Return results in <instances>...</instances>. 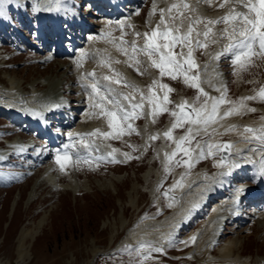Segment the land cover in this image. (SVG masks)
Masks as SVG:
<instances>
[{
    "label": "rangeland",
    "instance_id": "rangeland-1",
    "mask_svg": "<svg viewBox=\"0 0 264 264\" xmlns=\"http://www.w3.org/2000/svg\"><path fill=\"white\" fill-rule=\"evenodd\" d=\"M153 1L148 0L143 12L140 10L139 14L136 13V18L129 15L110 19L103 14L105 10L99 6H94V9L89 14L87 13L88 15L86 14V16H90L88 22L91 25L85 24L89 28L94 27L92 32L90 29L89 33L91 32L95 36L99 35L101 31L107 32L105 39L100 42L102 47L104 46L103 50L100 48L101 57L98 52L94 55V57L98 56L96 61L99 62L96 64V69L92 70V72H96L94 76H97L98 79L95 82L100 83L98 86L100 92L106 96L108 87H111L117 93L128 95L132 103H142V106L135 110L138 118L122 122L117 117L114 127L109 129L108 118L101 115V110H97L99 108L95 110L96 107H93L94 113L90 112L89 118L96 119L97 123L94 124L99 127L100 132H108L111 135L108 138L100 135L85 136V146L87 145L91 150L90 155L74 156L70 154L67 159L61 160L63 168L52 153L43 158L40 162L42 167L38 169L35 165L33 166V160L30 158L22 161L20 159L18 166L15 165L14 168H7L6 165L0 164V264H148L150 262L203 264L204 262L201 260L208 257L216 259L221 255L219 251L224 253L223 256L232 260L231 253L227 252L230 245L226 243L233 239L236 243L243 242L242 255H238L235 251V260H240L242 264H254L256 261L258 264H264V212L262 207L258 209V214L251 223L240 226L244 229L243 233L240 230L236 233L237 231L230 227L232 232L227 233L224 242L218 248L215 246L216 248H213L211 253L207 251L205 253V250H208L207 246L213 244V238L209 236L210 233H207L208 240L206 239L205 244L200 238L202 235L200 232L215 211L207 219L208 209L204 210L203 215L200 214L192 227L184 235L178 236L180 239L178 242L169 243V248H166L168 246L166 241L169 238L165 239L170 233L171 235L176 234L179 226L177 224L168 230V227L171 226V223H168L169 220L171 219L175 225L174 221L177 219L178 223H186L187 215L194 216L197 213L196 204L201 202L205 192H211L209 188H213L212 184L217 181V176L224 171L232 175L233 165L239 166L242 163L238 161L240 155L255 152L257 157L258 152L261 150V153L264 152V140H252L253 138L249 137L255 138L261 135V130H264V99L258 95L260 89L264 88V58L254 55L246 61H242L245 66L241 67L239 63L236 65L232 63L236 50L225 51L229 44L235 43V40L231 39L232 26L235 24L239 27L241 21L237 19L225 23L222 18L233 11L247 13L248 9L243 4L237 3V0H158L161 6L169 3L177 5L176 8L171 5L163 9L167 24L174 25L178 22L179 26L177 27L180 29V33H186L189 24L192 25L190 47L196 67L187 74L189 76L199 74L198 87L193 88L190 86L191 82L188 84L184 82V75L181 73L176 74V79L167 75L160 76L159 68L152 66L146 53L133 52L132 50L133 41L138 48H143L144 34H149L150 38L151 32L157 30V26L160 24V7L154 4L150 11ZM11 2L19 5L20 13L23 12L25 16L30 12V15L34 16L37 12L35 1L30 4V8L25 7L21 0H11ZM219 2L221 4H218ZM243 2L247 3L248 0H243ZM181 4H187L188 7L182 6L178 9ZM70 5L71 2L68 8ZM90 6L86 5V8ZM29 9L30 12L27 11ZM153 10L156 11L153 12ZM149 11L150 15L152 14L150 17ZM169 15L172 17L170 18ZM250 15L254 16V14ZM122 18H129L134 30L140 35H135L133 30L130 32L131 24L122 26L124 25ZM196 20L201 22L195 23ZM8 21L10 22L9 18ZM208 21L221 22L208 24ZM206 25L211 28V33L207 38L203 35ZM3 28L0 21V29ZM119 29L126 32L123 33L121 30L115 32ZM25 32L28 34V31ZM113 32L115 33L112 34ZM197 33L200 35L197 36ZM108 36L112 42H106ZM235 39L239 40L241 37L237 35ZM197 40L202 46H196ZM31 41H34L31 35L30 37L24 36V43L37 51V44L33 45ZM156 42L163 44L165 41L157 40ZM63 44L72 51V54L77 51L78 47L83 48L86 45L81 44L72 49L66 40ZM89 50L96 52L98 48L95 49L92 45ZM19 51L21 49L17 46L5 51L0 49V79L5 78L10 83V87H5L3 96L11 97L10 101L15 92L11 91L12 94H8L7 89L18 87L17 85L28 88L34 80H45L46 78L59 80L61 77V71L56 72L50 65L24 64L25 60H21V58L29 59L32 57V52L27 51L22 56L15 58L16 54L11 56ZM56 51V56L62 55L56 54ZM181 51L185 55L178 58L183 62L187 58L189 46L177 44L172 48L174 56ZM256 51H258V45ZM26 53L30 56L27 57ZM218 53L220 56L219 59H216ZM36 55L39 56V54ZM76 55L77 52L71 58ZM153 59L158 60V57L153 56ZM116 60L117 62L114 63ZM111 64L115 67L118 66V73L115 70L112 71ZM100 66L104 68H100ZM185 69H187L186 64ZM100 74L103 77L109 76L112 80L118 78H113V75L119 74L120 79L129 85H134L138 91L134 92L124 83L117 84L104 80ZM70 78L73 79L72 73H70ZM70 78H67L65 82L72 83V85L66 88L72 87L74 91L77 86L76 81H70ZM153 80L157 81V85L153 87L151 95H154L156 100L150 105L147 99L150 95L148 87L152 85ZM14 82H18V84L15 85ZM160 84L167 85L171 89V91H167V101L163 100L166 90L160 89ZM52 85L54 87V84ZM212 85L220 86L224 91L212 96L215 88ZM0 87L3 88L2 83H0ZM61 87L59 88L60 92L57 86V90L55 89L52 93L62 96L63 88ZM34 88V91L41 93L46 90L44 86ZM200 90L208 98L216 100H219L223 95L225 102L218 105L217 119L210 122L208 127L206 126V131L204 130L205 126L192 125L189 121L184 120L182 121L183 127L178 126L172 129L171 139L166 138L163 133L172 127L182 112L195 118L193 109L201 108L206 98L200 94ZM74 94L78 96V92ZM141 94L146 97L143 102H141ZM253 96L256 98L244 99ZM99 102L98 96L95 103ZM121 103L125 107L129 106V101L121 100ZM157 103L160 105L159 108H156ZM211 103L212 100L209 99L208 110L211 108ZM94 104H90L89 107ZM181 104H184L183 109L179 107ZM102 105L106 110L111 109V105L106 102ZM89 107L87 106V108ZM229 109H235L234 114L223 117V113ZM172 112H176L177 116L171 115ZM242 122L247 126L243 128ZM213 123H223V125L216 124V126ZM15 125L16 123L9 119L0 118V128L5 126L4 130L0 129V134L9 132ZM128 125H131L132 131L128 130ZM190 127L193 129L192 136L195 138L192 139L190 136L191 143H185L182 147L196 149V151H191L189 156H185L182 151L176 150L175 145L182 136L188 135ZM229 128L231 130L226 131ZM245 128L255 131L245 132ZM120 129H123L122 135L119 134ZM23 130L27 129L23 128ZM18 133V131L15 132L12 137L7 139L0 138V141L2 143L20 141ZM117 136L118 138H113ZM152 136H155L156 139H151ZM228 139H231L232 146L237 149L236 152L238 150L239 152L235 154L236 157L234 154L230 155L231 162L227 160L223 166H220L222 147L219 150L213 149L212 155H208L207 144L223 146L224 141ZM62 140L63 144L68 142L66 138ZM29 141L26 139L24 143ZM197 142L204 146L202 157L198 155L200 150L197 149ZM91 143L95 144V148ZM58 144L59 149L63 144ZM258 145L259 147H257ZM239 146H243L246 150L242 147L237 148ZM36 151L34 150L32 153ZM173 151H177L176 157H173L171 161L167 160L166 155L171 156ZM253 157L251 156V159ZM73 159L79 161L78 165L73 162ZM184 161L189 163L185 164ZM251 165L249 167L252 168ZM257 171L261 172V169L258 168ZM258 172H253L250 176L243 174L239 177L243 176L259 185L262 178ZM176 176L178 179L173 185L172 181ZM195 176L198 178H194L193 181L192 178ZM40 178L41 180H39ZM167 178L169 179L167 180ZM189 179L192 180V183ZM161 180L165 182L163 186L159 184ZM169 184L173 186L170 187ZM246 185L239 183L235 187L240 188ZM232 191L234 190L230 192ZM173 192L180 194L175 196ZM234 193L237 192H233L231 195L228 193L225 197L231 200ZM224 200L216 201V205H218L216 207H219ZM203 201L205 202V200ZM246 214L247 212L244 215ZM203 216L205 218H202ZM141 226L143 227L142 232H137L139 235L137 238L134 237L135 229ZM20 233L24 237L23 245H20L18 241ZM172 236L173 239L177 238V236ZM183 242L188 243L190 247L185 251H180L178 248ZM175 243H178L179 246ZM198 243L199 245H197ZM157 248L161 251H155Z\"/></svg>",
    "mask_w": 264,
    "mask_h": 264
},
{
    "label": "bare ground",
    "instance_id": "bare-ground-1",
    "mask_svg": "<svg viewBox=\"0 0 264 264\" xmlns=\"http://www.w3.org/2000/svg\"><path fill=\"white\" fill-rule=\"evenodd\" d=\"M21 1L24 3V5H26L27 7H30V4L33 1H35L36 3L42 4V2H44L46 0H21ZM123 1H124V6L123 7L120 6V4H121L120 1H116L114 3L116 5L115 8L112 7V6L107 7V10L109 11L107 13V16H113L114 17V16L120 15L122 13H126L127 14L128 11H124V10L126 8H128L129 11H130L131 9H134V7L132 5H136V6H139L138 7L139 9L138 8L135 9L134 12H133V14H132V17H135L136 18V13L139 14L140 10H142V12H143V9L146 6V3H147L148 0H123ZM142 1H144V2H142ZM79 2H80V4H84L86 2L87 3L88 2H91L95 6H97V5H99L101 3L99 0H82V1H79ZM154 4L155 5H158L160 7V10H163L165 7L167 8L168 6H171L172 5V4L170 5V3H169L167 5L164 4L163 6H161V4L159 3L158 0H157V2H155V0H154L152 2V7H151L150 11L153 9ZM218 4H221V2H219ZM182 6H183V4H181L178 9H180ZM90 11H92V8H91ZM90 11L86 12V14L89 13ZM150 11H149V17L152 15V14L150 15ZM154 11H156V10H153V12ZM159 11H157V12H159ZM86 14H85V12L81 13V15H80L81 16L80 17V22H74L73 21L72 24L71 23L68 24L65 27V29H67L68 31H64L63 33H60V31L58 30V27L54 25L53 21H50L48 19L47 20L45 19L46 20V24L43 25V27H42V31H43V35L44 36L48 33L49 35L54 34L55 36L56 35L58 37L60 36L61 39H62L64 37L65 38L66 37L68 38L69 37L68 36V33H73L74 34L73 44L80 45V44H83L84 43V42H80V41H82V40L85 41L86 39L88 41H87L85 47H83V48H80L79 47L77 49V53L78 54L75 57H72V58H65L66 55H63L64 52H63V48H62L61 44L58 45V47L56 48L57 51L56 50L55 51H56V54H62V55H57L56 56L55 55V51H54L53 54L51 56H48L47 58L42 59L40 57H37L36 59L39 60V63L40 64H42L44 66L50 65V67L54 68L56 72H60L61 71V73H60V75H61L60 79L59 80H51L50 78H46L45 80L44 79L34 80L33 82L30 83V86L28 88H26V87L25 88L24 87H19V85H17L19 81L18 82H14V84L17 85L18 87H13V88L7 89L8 94H12L11 91L13 93L15 92L14 94H12V100L11 101H10L11 97L9 98V96H5V97L3 96L5 94L4 93L5 87H7V88L10 87L9 86L10 83H9L8 80H5V78L3 80L0 79V83L3 84V88H2L3 90L0 87V99L2 97H4V99L0 100V104L6 105L5 108L2 107V106L0 107L1 108L0 109V113L3 114L4 117L11 118L16 123H18V121L15 120L16 117L22 118V120H24L25 118L22 115H20V114L17 113L15 107H23L28 102L37 103V105L40 104L41 103V98L48 97V96L51 97L52 92L55 89L57 90V86H58V91L60 92L59 88L61 86L64 85L63 87H67L68 85H70V83H67L65 81H67V78H70V73H72L73 79L70 78V81H74L75 80L76 81L75 84L77 86H75L76 87V90H74V91H73L72 88H70L71 90H70V92L68 94L70 100L65 102V105L62 106V109L60 108V109L54 110V113L47 112V115L46 116L53 117V115H56V116L53 117L52 125L57 124L59 126V125H63L64 124L65 125V128L73 125V127L71 128V132L70 133L72 135H76V136L79 134L80 135V138L83 135H86L88 133L94 132V130H97V129L99 130V127L94 124V123H97L96 119H92V118L90 119L89 118L90 112H93V109H94L93 106L92 107H89V106H90V104H94L95 101L97 102V98H98L97 95H94L92 93V88L90 86L94 81H96L97 76L89 75V74H95L96 73V72L95 73L92 72V70L93 69H96V64H98L99 62L96 61V58L98 56L97 57H94V55L97 54V52H98V55H100V57H101L102 53H101V49L100 48H102V50H103L104 46L102 47V45L100 44V42L105 39V36L107 35V32L106 31H101L100 34H99L100 36L99 35L93 36L92 35L93 33L91 34V32L94 29V27L89 28L85 24V23H87L88 25H91V23H88L86 21V19H87L86 17H90V16H86ZM169 17L171 18L172 15H169ZM122 19H124L123 22L121 21L122 24H124L122 26H125V25L128 26L130 24L132 25V23H131V21H130L129 18H122ZM0 20L3 23L5 21V19L2 17L1 14H0ZM31 24H33V22H24L23 27L31 26ZM92 26H93V24H92ZM174 26H176V27L179 26V23L176 22L174 24ZM106 28H107V26H106ZM80 29H82V30H80ZM90 29H91V32L89 33ZM129 29H130V32L133 30L135 32V34H136V31L134 30L133 25H132V27H129ZM120 30L121 29L116 30L115 32L120 31ZM121 31L123 32V30H121ZM115 32H113L112 34H114ZM125 32L126 31H124L123 33H125ZM39 36L41 37V35H39ZM133 36H135V35H133ZM106 40H107L106 41L107 43H108V41H111L112 42V40L109 39V36H108V39H106ZM5 41H6L5 38H1L0 37V49H2V51H5V50L9 49L12 46V42H7L6 43ZM111 42H109V43L111 44ZM42 44H43L44 51H48L50 49L51 41L50 40L49 41L48 40H45V41H43ZM92 45L95 47V49L98 48L99 51L98 50L96 52H94L93 50L90 51L89 49L91 48ZM87 46H88V48H87ZM27 51L28 52H31L29 49L26 48L24 51H22L20 53H17L14 56V58L15 57L22 56ZM65 54H68V52H65ZM26 56L28 57V56H30V54L26 53ZM31 56H38V55H36L35 53L32 52L31 53ZM32 62H35V61L31 60L28 63H32ZM115 62H117V60L114 61V63ZM36 63H38V61ZM112 65L113 64H111L112 71L115 70L118 73V70H117L118 66L115 67V66H112ZM100 68H104V67L103 66L102 67L100 66ZM100 75L102 76V74H100ZM111 76H112V74H111ZM112 77L116 79L117 75L116 76L113 75ZM11 84H13V83L11 82ZM52 84H54V87H53ZM97 85L99 86L100 83H98ZM36 86H39V87H43L44 86L45 87L46 90L44 92L43 97L41 96V93H39L38 91H34V89H35L34 87H36ZM212 86L215 87L213 89L212 94H211L212 96L213 95H216V93H222L224 91V89H222L220 86H216V85H212ZM213 87H211V88H213ZM116 88L118 89V87H116ZM76 92H78V96L74 94ZM56 93H57V91H56ZM78 97H79V99H78ZM83 105L86 108H83ZM87 106L89 108H87ZM101 107L104 108V105H102ZM96 109L97 108H95V110ZM97 110H101V109L99 108ZM59 111H62V112H59ZM80 111H82V113H79ZM14 116H15V118H13ZM76 118H78V119H76ZM77 122H79V123H77ZM243 122L241 123V125L244 128L247 125H245L246 123L244 124ZM42 123L43 122H40V121L39 122L34 121L33 123H30V125L31 126H34V127H39V131L41 133H44V132H42V129H45L46 130V128H44L42 126ZM213 124L216 125V124H220V123H213ZM210 125H212V124H210ZM220 125H223V123H221ZM236 125L238 126V123ZM17 127H14L6 136H9L13 132H15L18 129ZM93 128H96V129H93ZM89 130H91V131H89ZM226 131H228V129ZM234 133H235V131H234ZM24 134H26V135H24ZM34 134H35V129H33L32 127H30L25 132H21V136L22 137L34 136ZM249 137L251 139L253 138L252 140H259V139H256L254 137H251V136H249ZM36 140H37V142L41 143L44 140V138L39 137ZM224 142L225 143H230L232 145L231 139L225 140ZM77 143L79 144L81 142H74V147L75 148H76V146L78 147V144ZM0 144H2V143L0 142ZM91 145L95 148V144H92L91 143ZM241 147L243 149H245L243 146H239L237 148H241ZM257 147H259V145ZM79 148L80 149H78V150H80V153H79L80 156H83L85 153H87L86 151H88L84 147L81 148V146H79ZM231 149H232L231 154H234V155L236 153L238 154L239 150L236 152L237 149H235L234 146H231ZM12 150L9 152V155L10 156L12 155V156L16 157V154L14 152H12ZM241 150L242 149H240V151ZM256 150H258V148H256ZM254 151H255V148H254ZM261 151L257 153V156L261 153ZM63 152H66V151H63ZM242 152H243V150H242ZM262 155H264V152H263V154L260 155V158H256V160L259 159V161H260ZM55 156H56L55 158H57L58 155H55ZM230 158H231V156H230ZM229 160L231 161V159H229ZM78 162L79 161L76 160L75 161V164L78 165ZM223 163H224L223 160L222 161H219V165H222ZM250 164H252V162ZM249 165H247L246 168H248ZM261 165H263V164H261ZM35 167H36V169L41 168L42 167V164L41 163H37V164H35ZM249 168H251V167H249ZM236 170H237V168L236 167H233L232 172L234 173V175L235 174H238L239 173L238 171L240 169L237 170V171ZM246 176H250V174L249 175H246ZM257 176H258V174H257ZM196 177L198 178V176H195V177L192 178V180L194 181V178L197 179ZM263 178H264V175H263ZM168 179L169 178H167V180ZM177 179H178V177L176 176L175 179L172 181V184L173 185L177 182ZM241 179L242 180H246V179L249 180L248 178H244L243 176H242ZM259 179H261V178H259ZM39 180H41V178ZM189 180H191V179H189ZM192 180H191V183H192ZM164 183L165 182L162 181V180L159 181V184L161 186H163ZM212 185H213V188H211V189L209 188L211 190V195H210L211 197L209 196V198H208V196H207V198H208V199L206 198L207 200L205 198L203 199V200H205V202L202 200L199 204L197 203L196 209L198 208L199 213H198L197 217H191V220H190V223H189L188 227H183V228L180 227V229H181V231H180L181 235H184L188 231V229H190L192 227V224L199 218L200 214L203 215L202 213H204V210L208 209V213L206 214L207 215V219H209L210 216L215 211V213L213 214V216L209 220V221H211L213 219L214 215L216 214V211L219 212L222 208H226V206L228 204V199H227V197H225V195H228V193L231 195V193L237 192V193L232 194L233 195L232 196V199H234L236 196H239L241 198V200L243 199L242 206H241L243 208V211L249 212L248 210L250 208H259L260 209L261 207H263V202H262V201H264V182H263V179H261L259 185H257L261 189V191L260 192L259 191H253V192H251V194H249V195H251L253 197V199H249L250 196H246L247 194H245L244 192H241V190H239V189H235L234 191L230 192L232 190L231 188H232L233 184L227 183V181H221V180L219 182L218 181H215V184H212ZM169 186L172 187L170 184H169ZM229 189H230V191H229ZM202 191L203 190H201L200 192H202ZM174 192H173V194H175V196H178L180 194V193L176 194L178 192V190H177L176 193H174ZM206 194H208V193H206ZM221 200H224V201L221 202V205L219 207H216V206H218V205H216V201L219 202ZM213 204H215V205L212 206ZM255 210L258 212L257 209H255ZM260 216L262 217L263 215H260ZM204 217L205 216H203L202 218H204ZM255 218L256 217H254V214L253 215L252 214H249L248 216H246V219L247 220L245 222H243V223L242 222H239L240 217L239 218H234V219L230 220L228 222V227L225 230V233H226L225 234V237H226L227 233H231L232 232V230H231L230 227H233L234 228V231H237L236 233L239 232L238 230H240L241 233H243L244 229H242L241 227L244 226V225H246V224H248V223H251L253 221V219H255ZM171 221L172 220L170 219L169 222H168V223H171V226L168 227V230H170L172 227L176 226V225H173V223ZM209 221H208V223L206 222L207 224L204 226V228H202V231L200 232V233H202V235H200V238H201V240L204 243L206 242V239L208 240L207 233H210L211 222H209ZM263 224H264V222H263ZM239 227H240V229H239ZM142 229H143L142 226L139 227V228H137V229H135V232L136 233L134 234V237L136 236V238H137V236L139 235V234H137V232H140V231L142 232ZM146 235H150V234H146ZM195 237H197V236H195ZM225 237H224V235H221V236H218V237L217 236L213 237V240H212L213 241V244L207 246L208 250L206 249L205 250V253H206V251L208 253H211L212 250H213V248H216V247L218 248V246H220L221 243L224 242ZM168 238H169V240H167ZM173 238L174 237L171 234H169V235H167V237L165 239L167 240L166 242H168V243H170V242H178L180 240L178 237L176 239H173ZM150 239H152V238H150ZM165 239H163V240H165ZM23 240H24V237H22L21 236V233H20L19 234V238H18V241H19L20 245H23ZM181 244L182 245H180V247L178 248V250H180V251H185V250L189 249V247H190L188 243L185 244L183 242ZM226 244L230 245V247L228 248V251L227 252L228 253H231V255H232L231 258L233 257L232 260H229V257H227V256H223L224 253H222V251H219V252H221V255H219L216 259H212V258H209L208 257L205 260H201V262H204L203 264H242L240 260H238V259L235 260L234 259L235 258L234 257V253L236 251V253L238 255H240V256L242 255V251L243 250H242L241 246L243 245V242L240 241L239 243H236V241L233 239V240L227 241ZM197 245H199V243ZM225 248H227V247L225 246ZM227 252H226V254H228ZM254 264H258V261H256Z\"/></svg>",
    "mask_w": 264,
    "mask_h": 264
},
{
    "label": "snow or ice",
    "instance_id": "snow-or-ice-1",
    "mask_svg": "<svg viewBox=\"0 0 264 264\" xmlns=\"http://www.w3.org/2000/svg\"><path fill=\"white\" fill-rule=\"evenodd\" d=\"M0 3H2V0H0ZM237 3L243 4L245 8L248 9V12H232L229 13V15L225 16L222 18L223 22L227 23L229 20H237L239 19L241 21L240 26L238 27L237 25L232 26V32H231V39L235 40V43L229 44L225 51L230 50V49H235L236 51L234 52V59L232 60V63L234 65L236 64H241V67H244L245 64L242 63V61H246L248 58L254 56V55H260L262 58H264V0H248L247 3H244L243 0H237ZM173 8H176L177 5H172ZM184 8H187L188 5L184 4ZM170 11V10H169ZM161 20L160 24L157 26V30H153L151 32V37L149 38V34L145 33L144 38H145V44L143 48H138L133 41L132 43V50L133 52H144L147 54L149 61L151 62L153 67L159 68L160 76H169L172 79H176V74L181 73L184 75V82L188 84L191 82L190 86L193 88H197V81L199 79V74L197 73L196 75L189 76L187 73L191 71L195 66L194 61L192 59V51H191V41L190 37L193 32V28L191 23L188 26L187 32L186 33H180V29L174 25H169L165 22L164 19V10H161ZM254 14V16L250 15ZM175 19V18H173ZM201 21L196 20L195 23H200ZM221 21H208V24H215V23H220ZM163 26L162 28L160 26ZM226 31V30H225ZM171 33V34H170ZM211 33V28H208L206 25V30L203 32L204 37H208ZM135 35H140L139 33H136ZM200 33H197V36H199ZM239 35L241 39L236 40V36ZM157 40H163L165 41L163 44L157 43ZM177 44H181L183 46H189V51L187 53V58L181 62V59L178 57H183L185 54L183 51L180 53H177L175 56L172 53V48L175 47ZM258 45V51H256V46ZM196 46L200 47L202 46L199 42V40L196 41ZM167 49V51H164ZM153 56H157V59H153ZM220 54L218 53L217 56L215 57L216 59H219ZM138 63V62H137ZM185 64L187 65V69H185ZM89 75H94V74H89ZM117 75L116 80H112L111 77L109 76H104L102 79L104 80H109L110 82L113 83H124L126 87L132 88V90L138 91L134 85H129L125 81L119 78V74ZM157 85V81L153 80L152 85H149L148 91L150 95L147 97L149 104H153V102L156 100V97L154 95H151L153 87ZM92 92L94 95L99 96V103H95L93 107L100 108L101 109V115H104L108 118V126L109 128H113L116 122L117 117L122 122H127L130 119H135L138 118V116L135 113V110L137 108H140L142 106V103H132L129 96L125 95L123 93H117L115 89L108 87L107 92L108 95H104L100 92V88L98 87L97 83L94 81L91 85ZM159 88L165 91V95L163 97L164 101L168 100L167 96V91H171L170 88H168L167 85L160 84ZM200 94L204 95L205 98V103L201 108H194L193 112L195 115V118H193L190 114L185 115L183 112L181 115L176 119V121L172 124V127L163 133V135L166 138L171 139V132L172 129H175L176 127L180 126L183 127L182 121L187 120L189 121L192 125H203L205 126V131H206V126L210 122H214L217 119V109L218 105L224 103V97L223 95L219 100H216L215 98H208L205 93L200 90ZM258 95L264 99V88H261ZM119 97V98H118ZM146 97H144L143 94H141V102ZM256 97H247L244 99H255ZM199 99V97H197ZM211 99V108L208 110V100ZM121 100L124 101H129V106L125 107L122 103ZM107 103L111 105L110 110H106L101 107L103 103ZM160 105L159 103L156 104V108H159ZM181 109H183L184 104H181L179 106ZM167 111V109H164ZM235 109H229L228 111H225L223 113V117H227L229 115L234 114ZM171 115L177 116L176 112H172ZM234 127V126H233ZM128 130L132 131L131 125H128ZM228 130H231L229 128ZM245 132L252 133L255 130L251 128H245ZM193 129L190 127L188 129V135L182 136L178 142H176V150L177 151H182L185 156H189L191 151H196V149H190L188 147H182L185 143H191L189 137L191 136L192 139L195 137L192 136ZM120 135L123 134V129H120L119 132ZM86 135L89 136H96L100 135L105 138H108L111 133L108 132H100L98 129L94 130L92 133H88ZM113 138H118L113 137ZM255 138L257 139H262L264 140V130H261V135L256 136ZM151 139L155 140L156 137L152 136ZM87 146V145H86ZM203 145L197 142V149H199V156L204 155L203 151ZM223 149H228L230 145H215V144H207L208 148V155H212V150L217 149L219 150L220 148ZM177 151H173L171 156L166 155V159L171 161L173 157H176ZM127 155V154H125ZM60 157L57 156V162H60ZM65 159H67V156H65ZM185 164H188V161H184ZM190 166V164H189ZM61 167L63 168V164H61ZM261 175H264V165H262L261 168ZM194 239V238H193ZM155 251L159 252L161 249L157 248Z\"/></svg>",
    "mask_w": 264,
    "mask_h": 264
},
{
    "label": "water",
    "instance_id": "water-1",
    "mask_svg": "<svg viewBox=\"0 0 264 264\" xmlns=\"http://www.w3.org/2000/svg\"><path fill=\"white\" fill-rule=\"evenodd\" d=\"M226 153H227V150L224 151V154H225V155H226ZM149 264H156V263H149Z\"/></svg>",
    "mask_w": 264,
    "mask_h": 264
}]
</instances>
